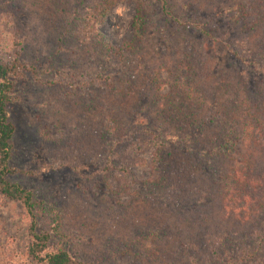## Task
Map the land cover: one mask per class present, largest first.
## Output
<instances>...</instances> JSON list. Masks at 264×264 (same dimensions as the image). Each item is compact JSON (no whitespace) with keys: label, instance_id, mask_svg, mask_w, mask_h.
<instances>
[{"label":"trees","instance_id":"1","mask_svg":"<svg viewBox=\"0 0 264 264\" xmlns=\"http://www.w3.org/2000/svg\"><path fill=\"white\" fill-rule=\"evenodd\" d=\"M44 1L46 8L41 12L24 4L18 7L16 17L23 16L28 22L17 24L23 29L21 35L9 32V52L0 57V202H18L22 207L28 261L72 264L75 261L64 241L71 235L70 249L74 250L80 240L74 233L62 231L64 220L58 210L42 205L29 190L7 179L15 173H31L8 164L13 126L7 121L5 107L12 99L14 81L23 72L34 73L20 56L28 49L22 35L32 33L36 38L31 36V40L49 44L46 55L55 67H74L77 53L80 58L83 55L84 62L95 69L92 83L98 80L100 72L95 67L100 63L113 61L116 68L129 73L134 57L145 54L153 35L169 52L153 62L147 79L138 82L132 73L122 79L139 88L135 93L153 92V105L139 109L159 127L154 132L157 139L150 143L149 176L139 192H132L138 199L131 195L121 201L118 184L112 188L109 183L112 171L129 174L130 164L127 168L123 160H112L117 149L126 148L118 147L121 141L111 138L122 129V121L105 124L107 111L115 112V119L122 113V101L106 95L103 88H97L87 100L80 129L88 122L95 125L92 137L107 146L97 153L104 166L96 177L113 199L105 213L97 203L103 191L94 201L89 220L95 228L123 232L129 241L123 251L129 247L140 251L147 242V251H143L146 264H264V0H131V36L119 45L109 42L99 26L109 8L123 0ZM215 9L224 14L219 24L230 37L223 45L230 58L225 55L222 62L213 60L211 65L210 51L203 49L206 39L205 43L196 40L189 26L199 30L201 39L219 41ZM239 66L254 73L238 72ZM160 70L170 73L169 77L174 73L166 93L160 92ZM206 77H212L210 83ZM104 78L111 77H99L102 82ZM94 101L102 112L96 120L90 117ZM154 171L157 176L151 178ZM54 236L59 239L47 250Z\"/></svg>","mask_w":264,"mask_h":264},{"label":"rangeland","instance_id":"2","mask_svg":"<svg viewBox=\"0 0 264 264\" xmlns=\"http://www.w3.org/2000/svg\"><path fill=\"white\" fill-rule=\"evenodd\" d=\"M66 1L69 2V0ZM44 2V0H23L21 3L20 0H7L3 3V0H0L2 45L0 57L9 52V34L21 35L23 29L17 24L28 22L23 16L16 17L19 14L18 7L24 4L31 11L41 12L46 8ZM120 6L126 8L123 14L116 12V8ZM184 12L186 16L189 15L187 11ZM212 12L216 14L214 22L218 25L219 41H211L209 37L201 39L202 34L199 30L196 27H189L191 35L196 40H203L205 43L206 39L208 42L205 43L203 49L210 51L212 58L210 57L208 62L214 65L213 60L218 63L222 62L226 56L230 58L228 52H224L223 49L224 43L229 42L230 37L224 31L225 28L219 24L224 17L222 9H215ZM133 15L134 4L131 0L117 2L109 8L99 30L109 42L119 45L123 39L131 36ZM159 21L162 22V19L159 18ZM37 23H34V26ZM174 35L177 34L171 33V36ZM22 36L28 49L20 55L21 60L29 62L34 73L23 72V77L14 81L12 99L5 107L7 121L13 126L8 164L16 170H26L31 173L12 174L7 177L8 181L29 190L37 201L42 202V205H51L59 211L60 216H63L62 231L72 232L75 234L74 238L80 239L74 250L70 249L71 235L64 241L66 249L75 261L72 264H146L144 252L147 251V242L143 243L140 251L133 247L123 251L129 244L123 232H113L111 229L100 231L99 228L93 226V221L89 220L94 213L90 209L96 205L94 201L103 191L101 179L96 177V174L102 169L104 163L101 160L102 156L97 153L107 146L101 143L102 139L96 142L95 137H92L91 131L93 132L96 128L95 125L88 122L83 130L80 126L84 122L83 112L89 105L87 100L94 95L97 88L106 90V95L108 94L112 99L122 101L120 107L122 113H118L115 119L116 113L107 111L105 124L109 126L115 124L114 120L116 123L122 121V129L113 132L111 138L114 141L117 139L121 141L117 144L118 147L126 146V148L120 151L117 149V153L112 154V160L114 162L117 159L123 160L127 163V168L130 164L129 174L122 176L117 171H112L109 183L112 188L118 184L120 192L117 193V197L121 201L128 200L131 195L134 199H138L137 194L132 192L136 190L139 192L142 181L144 182V178L149 176L148 163L152 151L150 143L157 139L154 132L158 133L159 127L151 121L150 115L148 116L147 113L143 115V110L139 109V107L146 108L147 105H153L151 103L153 92L147 95L135 93L139 88L132 87L133 85L131 86L122 79L130 73L138 82L147 79L148 75H151L153 62L161 55L165 57L169 53L167 47L157 36L153 35L144 51L145 54H138L134 57L129 73L123 68H116L113 61L105 64L109 66H106L107 69L103 63H100V67H95L100 72L98 80L92 83L90 79L94 77L92 71L95 69L84 62L86 59L83 55L80 58L77 53V65L74 67L68 68L67 65L65 68L55 67V63H52L50 59L51 56L46 55L49 44L40 45L38 41L31 40V36L36 38L32 33H26L25 37ZM175 40L178 39L175 38ZM68 57L73 58L72 55ZM64 58L66 56H63ZM242 68L243 66H239L237 71L254 73ZM45 69L49 71L45 72ZM106 74L111 77L110 80L104 78L103 82L100 81L99 77L106 76ZM169 74L166 70L157 72V78L162 83L160 90L162 93L167 92V86L174 73L170 77ZM205 79L210 83L212 77ZM47 81H52V83H47ZM98 111L99 102L94 101L90 117H94L95 120L100 118L99 113L102 112ZM135 145L137 146L135 151L131 152ZM154 173L156 175L152 174L151 178H156L157 172L154 171ZM122 180L123 183H121ZM106 196L109 197L108 200ZM111 196L112 194L104 192V195L98 199L97 203L101 204L100 208L103 213L107 212L113 204ZM153 202L157 201L153 200ZM23 215L22 207L18 202L12 201L5 204L0 202V264H33L24 254L27 238ZM142 235V231L138 232L137 242L141 240ZM212 238L214 235H211ZM58 239L54 236L48 243L47 250L52 248Z\"/></svg>","mask_w":264,"mask_h":264},{"label":"clouds","instance_id":"3","mask_svg":"<svg viewBox=\"0 0 264 264\" xmlns=\"http://www.w3.org/2000/svg\"><path fill=\"white\" fill-rule=\"evenodd\" d=\"M126 11V8L124 6H120L116 8V12L118 14H123Z\"/></svg>","mask_w":264,"mask_h":264}]
</instances>
